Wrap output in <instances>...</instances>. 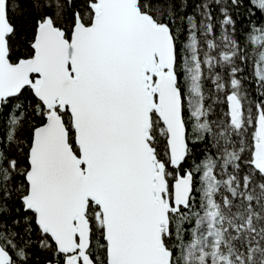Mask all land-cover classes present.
<instances>
[{
	"label": "snow or ice",
	"instance_id": "obj_1",
	"mask_svg": "<svg viewBox=\"0 0 264 264\" xmlns=\"http://www.w3.org/2000/svg\"><path fill=\"white\" fill-rule=\"evenodd\" d=\"M0 264H264V0H0Z\"/></svg>",
	"mask_w": 264,
	"mask_h": 264
}]
</instances>
